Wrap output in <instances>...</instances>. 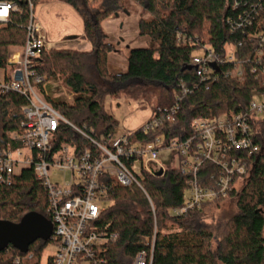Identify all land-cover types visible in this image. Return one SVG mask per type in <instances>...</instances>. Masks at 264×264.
Wrapping results in <instances>:
<instances>
[{
	"label": "trees",
	"instance_id": "trees-1",
	"mask_svg": "<svg viewBox=\"0 0 264 264\" xmlns=\"http://www.w3.org/2000/svg\"><path fill=\"white\" fill-rule=\"evenodd\" d=\"M3 1V0H0ZM18 6L6 24L0 23V66H6L11 50L20 49L26 41L29 21L28 0H12ZM34 9L48 0H30ZM69 5L83 21V38L89 51L50 49L37 59V75L62 77L76 100L69 104L48 97V101L67 120L94 138L117 132L119 122L105 109L107 98L123 96L140 107L152 106L153 115L160 109L178 105L173 122L159 129L134 131V141L149 143L156 138L183 141L192 134V123L200 118H213L248 108L254 91H262L261 72L256 52H262L264 63V0H58ZM142 9L137 22L139 37H147L152 47L131 48L128 69L111 75L108 57L116 52L108 43L103 22L119 14L129 15V5ZM144 15L148 17L145 18ZM186 39V40H185ZM208 47L216 58L234 55V63L221 64L219 77L203 83L192 67V59ZM242 63L243 77H227L236 63ZM189 89L180 102L182 87ZM27 99L17 93L0 96L2 135L0 148L8 135L21 131L23 109ZM149 120V121H150ZM148 121V122H149ZM259 153L238 192L233 195L234 211L225 219H216L212 208L225 201L204 205L187 215L176 217L172 211L184 203L187 177L176 168L163 175H145L142 183L152 201L137 186L123 187L116 180L104 178L107 203L96 226L118 234L107 246V264H132L146 237L156 231L152 264H264V122L259 124ZM62 143L77 144L79 153L88 143L75 138L67 127H61L54 149ZM210 175L211 166L204 167ZM30 213L52 221L48 213V194L33 170H25L10 184L0 181V221L19 223ZM210 221V222H208ZM53 241H36L29 247L40 257ZM13 246L0 251V264H13L22 256Z\"/></svg>",
	"mask_w": 264,
	"mask_h": 264
},
{
	"label": "built area",
	"instance_id": "built-area-1",
	"mask_svg": "<svg viewBox=\"0 0 264 264\" xmlns=\"http://www.w3.org/2000/svg\"><path fill=\"white\" fill-rule=\"evenodd\" d=\"M93 0H90L92 2ZM29 21L26 41L22 48L9 53L6 66H0V96L17 93L27 99L21 131L8 135V142L0 148V181L10 184L25 170H33L42 181L48 194V213L53 223L50 241L55 253L37 257L34 252L24 253L13 264H107L106 248L116 242L118 234L106 232L96 226L105 210L108 193L104 178L116 180L123 187L137 186L154 207L142 180L145 175H155L160 170L176 168L186 176V193L182 206L172 215L182 217L204 205L233 199L250 170L251 158L259 153L257 141L259 124L264 122V90L254 91L247 109L213 118H200L192 123V134L180 141L156 138L149 143L135 142L134 132H116L99 139L67 120L44 96L46 77L37 75V59L44 51L52 49L47 33L35 14L34 5L28 0ZM0 23L10 21L18 11L15 1H0ZM186 40V39H185ZM234 55L228 53L221 64L234 63ZM256 65L252 72H261L264 87V63L262 52L257 51ZM211 48L205 47L192 59V67L201 82L218 79L212 64L220 67ZM226 76L242 79V63L234 64ZM180 102L189 94L181 85ZM178 105L170 110L158 109L144 125L143 132L159 129L173 122ZM67 127L75 138L85 140L89 147L79 153L77 144L62 143L54 149V142L61 127ZM164 153L167 163H164ZM213 171L204 174V167ZM61 173H70L63 184L54 183ZM235 199V198H234ZM156 231L146 237L142 249L132 264H152Z\"/></svg>",
	"mask_w": 264,
	"mask_h": 264
},
{
	"label": "rangeland",
	"instance_id": "rangeland-1",
	"mask_svg": "<svg viewBox=\"0 0 264 264\" xmlns=\"http://www.w3.org/2000/svg\"><path fill=\"white\" fill-rule=\"evenodd\" d=\"M129 15L119 14L118 17H111L103 22V28L108 35V43L116 48V52L110 54L111 62H115L123 71L128 66V52L131 48L147 47V44L141 42L138 36L137 22L142 15V9L135 3L129 5ZM35 14L41 24L43 25L48 39L53 42L52 49H71L77 50L78 47L70 43V38L84 36L83 21L79 14L75 12L69 5L58 0H48L44 4L39 5ZM147 18V15H144ZM123 26V28H122ZM151 42V41H150ZM84 49L81 51H89L90 44L84 41ZM152 43V42H151ZM153 44V43H152ZM130 48V49H128ZM17 49L11 50L9 53L15 52ZM79 50V49H78ZM196 54H200L196 52ZM108 61V71L111 75H117L115 69L112 67L114 64ZM43 93L48 101L54 99L56 101L66 102L69 104L74 103L76 94L71 92L64 84L62 77L58 76L54 79L48 78L43 88ZM49 102V101H48ZM106 111L115 117L119 122L117 132H134L144 126L151 118L153 107H140L137 102L127 101L123 96L119 98H107L105 103ZM24 112V109L22 110ZM2 135V117L0 113V137ZM167 156L164 153V163H167ZM70 173H61L57 178L51 177L54 183L63 184L64 181L69 180ZM234 201L227 200L220 205V208H212L216 214V219H225L231 211H234ZM110 203H106L107 208ZM210 222V221H208ZM56 247L49 244L42 252L43 257H47L55 253Z\"/></svg>",
	"mask_w": 264,
	"mask_h": 264
},
{
	"label": "water",
	"instance_id": "water-1",
	"mask_svg": "<svg viewBox=\"0 0 264 264\" xmlns=\"http://www.w3.org/2000/svg\"><path fill=\"white\" fill-rule=\"evenodd\" d=\"M212 67L218 70L216 64ZM157 175H163V171L160 170ZM52 234L53 223L35 213L25 215L19 223L0 221V251L13 246L21 253H27L36 241H50Z\"/></svg>",
	"mask_w": 264,
	"mask_h": 264
},
{
	"label": "crops",
	"instance_id": "crops-1",
	"mask_svg": "<svg viewBox=\"0 0 264 264\" xmlns=\"http://www.w3.org/2000/svg\"><path fill=\"white\" fill-rule=\"evenodd\" d=\"M110 19H113L114 18H110ZM123 28V26H122ZM141 39V42H144L147 44V47H152L153 44L150 42L149 38L147 37H143V38H140ZM47 40L49 43L53 44V42H50L49 39H48V36H47ZM70 43L73 45H76L78 47V49H84V41H86L83 36H80V37H75V38H70ZM74 47V46H73ZM136 48H145V47H136ZM77 49V50H78ZM130 49V48H128ZM108 61H109V68H110V64L112 63L111 62V59H110V56L108 57ZM112 64H114L112 67L115 69L114 71H116L117 73L116 74H122V73H125L128 69V66H126V69H124L123 71H119L121 70L118 66H116L115 62H113Z\"/></svg>",
	"mask_w": 264,
	"mask_h": 264
},
{
	"label": "snow or ice",
	"instance_id": "snow-or-ice-1",
	"mask_svg": "<svg viewBox=\"0 0 264 264\" xmlns=\"http://www.w3.org/2000/svg\"><path fill=\"white\" fill-rule=\"evenodd\" d=\"M7 9H4L3 12H0V15H3L4 13H6Z\"/></svg>",
	"mask_w": 264,
	"mask_h": 264
}]
</instances>
